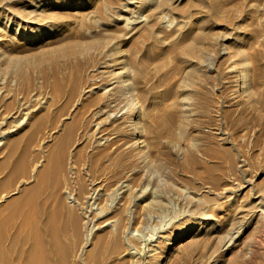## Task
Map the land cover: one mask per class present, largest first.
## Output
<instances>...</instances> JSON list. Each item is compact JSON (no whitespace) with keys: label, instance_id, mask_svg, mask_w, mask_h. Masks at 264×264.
Wrapping results in <instances>:
<instances>
[{"label":"rangeland","instance_id":"1","mask_svg":"<svg viewBox=\"0 0 264 264\" xmlns=\"http://www.w3.org/2000/svg\"><path fill=\"white\" fill-rule=\"evenodd\" d=\"M168 4L177 7V10L167 12L161 0H135V3H128V0H12V3L0 0V118L7 120L4 129L10 127L13 130L8 133L11 134L7 140L17 135L29 138L26 144L24 142L29 149V161L35 160L37 154L48 153L63 139L65 130L70 127V121L82 104L75 101V104L66 105L68 97L60 101L55 96L54 80L72 71L69 66H64L70 64L73 56L60 55L53 63L22 66L11 62V56L32 57L33 54L62 46L67 41L76 45L88 42L103 32L114 33L116 37L108 46L112 55L107 59H113L110 67L115 72H122V76L128 72L130 61L140 63L149 50L151 52V59H148L150 76L140 85V90H151V93L147 97L138 94L133 105L136 114L132 111L142 123V138H146V160L142 173L143 185L149 186L148 194L139 203L133 200L135 191L131 188L120 199L115 190L116 174H112L111 183L105 188L109 194L103 204L110 211L107 215H113L114 207L121 205V201L126 202V217L131 221L126 238L130 249L137 247V254H131L130 249L122 254L111 253L108 255L109 263L174 264L176 255L197 238L200 240L194 256L205 255L207 260L210 239L220 231V217L223 218L227 210L226 204L231 208L252 202V187L258 188L260 184L264 187V102L257 100V104L253 103L252 112L247 115H232L223 105L211 106L207 111L197 108L194 122L186 123L187 136L157 134V122L151 118L157 117L160 102L157 92L177 89L179 80L187 72L188 63L177 49L199 32L212 31L216 34L213 37L214 46L207 43L197 45L199 54L207 52L199 65V81L205 76L215 83L230 72L234 63L241 71L246 63L253 66L256 62L264 68V0H168ZM209 6L212 8L209 9ZM17 8L23 14L17 13ZM161 10L163 15H167L166 41L157 47V11ZM139 15H144L145 22L139 21ZM222 34L227 36L225 42L229 44L230 53H223ZM159 47L167 49V52L159 53ZM77 58L85 57L81 54ZM99 58L102 61L106 59L105 56ZM251 68L247 78L249 83L246 81L242 89L246 85L254 87L255 69ZM160 78L165 79L164 84L154 88L153 84ZM261 78L258 79V87L263 92L264 76ZM181 100L182 97L176 93L162 105L169 112H175ZM63 106L65 109L62 111ZM18 107H24L25 111V115L20 117L24 121L19 125V120L9 117ZM249 116L253 118L247 120ZM152 121L154 132L149 130ZM56 124L58 126L54 127ZM91 138L89 134L76 142L73 158L77 159L79 169L86 170L84 161L80 159L93 151L91 145L86 146L85 143ZM0 140L1 163L7 159L8 149L6 139L0 137ZM225 148L232 152L235 162L245 157V165L230 169V158L216 155L218 149L224 151ZM7 174L4 164L0 178H6ZM33 182L34 179H30L29 183ZM16 184L13 182L14 186ZM11 187L12 184L0 188V196L4 197L0 199L2 203L19 193L18 190L8 192ZM130 214H133L132 218ZM134 216L139 218L137 223L133 220ZM247 221L240 234L242 244L253 246L264 241V219L257 216ZM151 245L156 251L150 253ZM182 255L178 264H187L190 259L184 252ZM84 264L91 263L86 261Z\"/></svg>","mask_w":264,"mask_h":264},{"label":"bare ground","instance_id":"2","mask_svg":"<svg viewBox=\"0 0 264 264\" xmlns=\"http://www.w3.org/2000/svg\"><path fill=\"white\" fill-rule=\"evenodd\" d=\"M10 2L12 3V0ZM128 3H135V0H128ZM161 4L166 6L165 10L169 13L177 10V7L168 4V0H161ZM211 8L209 6V9ZM17 9V13L21 14L22 12ZM162 13L163 10L157 11V47L166 41L164 32L167 15ZM143 16L139 15L141 23L145 22ZM103 33L85 43L75 45L67 41L62 46L47 49L45 53L33 54L32 57L18 55L10 57L11 62L22 66L31 63H53L60 55L73 56L70 64L64 66L65 68L69 66L72 71L54 80L55 96L60 101L68 97L66 105L77 102L81 103L82 107H79V111L70 121L71 125L65 130L63 139L48 153L37 154L33 161L28 160L29 149L24 146V142L26 144L29 138L24 139L17 135L7 140L11 134L8 133L13 130L10 127L4 129L7 120L0 118V137L6 139L5 145L8 149L7 159L0 163V171L4 164L8 171L6 178H0V188L12 184L8 192L11 193L12 190L19 192L5 199L3 203L0 200V264H84L86 261H90L91 264H119L109 263L108 255L122 254L127 249L129 252L126 234L131 221L127 220L125 213L127 204L120 199L125 197V193H129L131 188L135 191L133 200L138 202L148 194L149 186L143 185L142 173L146 160L144 154L146 138H142L143 126L133 115L136 109L133 105L138 94L147 97L151 93V90H140V85L150 76L148 59H151V52L149 50L140 63L130 61L128 72L121 76L122 72H115L110 67L113 59H107L112 55L108 48L109 43L116 36L114 33ZM215 35L212 31L199 32L191 41L177 49L188 63L187 72L179 80L177 89L157 92V100H160L157 105V117L151 116L152 120L157 122V134L166 137L187 136L189 131L186 123L194 122L196 116L194 111L197 108L207 111L211 106L223 105L232 115L241 113L247 115L252 112L253 103L257 100L264 102V91L261 92L258 87L260 83L258 79L264 76V68L258 66L256 62L253 66L246 63L242 71L236 63L232 64L230 72L216 79L215 83L205 76L201 81L198 80L201 71L199 65L207 52H204V55L199 54L197 45L207 43L214 46ZM220 36L224 45L223 53H230L229 44L225 42L227 36L225 34ZM157 50L161 54L167 52V49L161 47ZM81 54L84 55V59L77 58ZM99 56H105L106 59L102 61ZM251 67L255 69L252 80L254 87L246 85L242 89L244 83L248 81ZM164 82V78L157 79L153 87L158 89ZM176 93H179L182 100L175 112H169L162 104ZM23 108L18 107L9 114V117L19 120L18 125L24 121L20 120V117L25 115ZM64 109L65 106L62 111ZM252 118L249 116L246 119ZM153 121L149 130L154 132ZM57 126L56 124L54 127ZM89 134L93 138L85 143L86 146L91 145L93 151L80 156L86 170L79 169L77 159L73 158L77 149L76 142ZM126 137L130 138L127 140ZM159 151L160 146L157 143V152ZM216 155L229 157V167L232 170L245 165L243 163L245 157L236 161V164L229 149L225 148L224 151L218 149ZM112 174H116L115 190L120 197L118 203L121 201L119 203L121 205L116 206L113 201L116 206L114 214L107 215L110 211H107L103 204L109 194L105 188L111 183ZM32 178L34 182L29 183ZM13 182L17 183L16 186ZM251 192L252 202L231 208L226 204L227 210L225 209L223 218L220 217L222 219L220 231L210 239L207 260L205 255L194 256L200 240L197 238L191 240L184 250H181V254L176 255L174 264H178L183 258V252L190 259L187 264H264V241L249 246L246 243L242 244L240 238L245 221L257 216L264 219L263 185L260 184L258 188L252 187ZM150 193L152 192L150 191L149 195ZM3 198L1 195L0 199ZM133 220L137 223L139 218L135 217ZM99 230L101 232H98ZM136 248L132 246L130 253L137 254ZM153 250L155 248L151 245L150 253Z\"/></svg>","mask_w":264,"mask_h":264}]
</instances>
